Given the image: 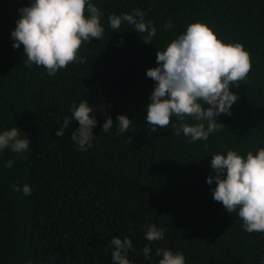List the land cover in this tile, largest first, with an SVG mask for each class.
<instances>
[{
  "label": "trees",
  "instance_id": "16d2710c",
  "mask_svg": "<svg viewBox=\"0 0 264 264\" xmlns=\"http://www.w3.org/2000/svg\"><path fill=\"white\" fill-rule=\"evenodd\" d=\"M31 2L0 0V132L17 127L30 140L22 155L0 152V264H113L112 237L132 240L130 264H158V247L182 252L185 264H264V233L246 232L237 213L213 199L215 181L207 183L212 154L235 150L246 158L264 148V0H92L103 14V37L82 43L78 56L86 62L54 76L42 66L24 67L23 45L13 47L18 9ZM136 8L157 28L152 43L127 22L119 31L110 27V14ZM169 20L173 27L165 29ZM197 21L225 43L243 44L252 68L230 88L239 99L230 116L217 117L225 127L188 143L172 124L155 132L148 124L156 82L147 70L159 66L158 50ZM82 100L97 120L87 151L71 140L78 121L56 135ZM118 115L131 120L120 136ZM109 116L113 128L103 133ZM16 184L21 191L12 190ZM151 224L165 234L145 258Z\"/></svg>",
  "mask_w": 264,
  "mask_h": 264
},
{
  "label": "clouds",
  "instance_id": "9594fccd",
  "mask_svg": "<svg viewBox=\"0 0 264 264\" xmlns=\"http://www.w3.org/2000/svg\"><path fill=\"white\" fill-rule=\"evenodd\" d=\"M18 11L20 18L11 32L13 47L19 49L23 45L24 67L42 66L49 76L73 62H86L83 56H78L82 43H91L93 38L101 40L105 31L101 25L103 14L92 0H32L30 6ZM146 15L136 8L121 15L110 14L108 21L115 31H119L124 22L133 25L137 33L145 34L142 42L148 44L152 43L157 28L152 21H145ZM171 27V20L166 21L164 28ZM156 61L159 66L147 70V77L156 82L146 109L147 122L153 132L172 124L173 134L183 133L190 138L188 143L207 141L210 134L225 127L217 122V117L230 116L233 104L239 99L230 88L233 85L239 88L238 82L246 81L252 68L250 53L243 44L225 43L210 26L199 21L189 24L164 50H158ZM93 111L87 100H82L78 106L74 101L71 116L64 117L56 135L63 137L69 124L78 121L79 127L72 133L71 140L78 150L87 151L93 146L92 129L97 125L95 117L90 116ZM173 118L176 123H172ZM117 120L115 134L120 136L129 131L131 120L126 115H118ZM189 120L193 123L189 124ZM113 125L112 118L107 117L103 133H109ZM21 134L17 127L0 132V152L5 149L19 155L28 152L30 140ZM211 156L214 175L208 177L207 183L211 185L215 181L213 199L222 203L228 213H237L246 232L264 233V148L255 154L248 151L246 158L235 150ZM13 163L9 160L6 167L10 168ZM10 187L21 191L18 184ZM22 192L30 196L32 189L25 184ZM145 228L149 244L144 246L143 255L149 258L151 244L164 239L165 229L156 224ZM111 247L113 264H130L129 251L134 250L130 238L112 237ZM155 254L161 257L158 264H185L182 252L158 247Z\"/></svg>",
  "mask_w": 264,
  "mask_h": 264
}]
</instances>
